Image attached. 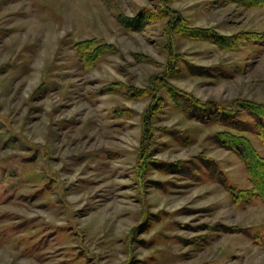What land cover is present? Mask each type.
<instances>
[{
    "label": "rangeland",
    "instance_id": "1",
    "mask_svg": "<svg viewBox=\"0 0 264 264\" xmlns=\"http://www.w3.org/2000/svg\"><path fill=\"white\" fill-rule=\"evenodd\" d=\"M261 1L0 0V264H264Z\"/></svg>",
    "mask_w": 264,
    "mask_h": 264
},
{
    "label": "trees",
    "instance_id": "2",
    "mask_svg": "<svg viewBox=\"0 0 264 264\" xmlns=\"http://www.w3.org/2000/svg\"><path fill=\"white\" fill-rule=\"evenodd\" d=\"M235 3H242L246 6L263 5L261 0H231ZM177 21L179 19L177 18ZM209 38V37H208ZM207 38V39H208ZM180 104L184 112L189 114L200 122L209 124H221L222 126L241 133L239 135H233L230 132L219 134L216 136V142L221 146L230 151L236 153L237 156L243 161L249 180L252 182L253 189L250 191L255 194L262 202H264V185L260 182V172L257 170L258 166L264 168V156L254 148L251 140L245 136V134H252L257 136L264 144V104L257 103H243L242 108L246 117L244 119L236 115L225 114L221 108H213L211 110L200 108L199 111L190 109V100L185 97H178ZM241 114V113H240ZM242 115V114H241Z\"/></svg>",
    "mask_w": 264,
    "mask_h": 264
}]
</instances>
